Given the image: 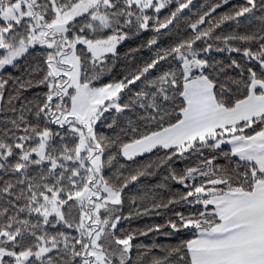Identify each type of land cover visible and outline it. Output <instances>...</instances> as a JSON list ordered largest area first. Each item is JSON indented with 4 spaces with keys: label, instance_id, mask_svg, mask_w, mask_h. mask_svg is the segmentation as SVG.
<instances>
[{
    "label": "snow or ice",
    "instance_id": "6c2138e0",
    "mask_svg": "<svg viewBox=\"0 0 264 264\" xmlns=\"http://www.w3.org/2000/svg\"><path fill=\"white\" fill-rule=\"evenodd\" d=\"M0 264H264V0H0Z\"/></svg>",
    "mask_w": 264,
    "mask_h": 264
}]
</instances>
